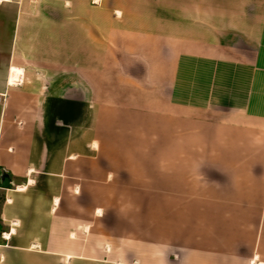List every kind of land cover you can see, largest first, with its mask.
Wrapping results in <instances>:
<instances>
[{
    "label": "crops",
    "instance_id": "1",
    "mask_svg": "<svg viewBox=\"0 0 264 264\" xmlns=\"http://www.w3.org/2000/svg\"><path fill=\"white\" fill-rule=\"evenodd\" d=\"M5 8L0 264H264V0Z\"/></svg>",
    "mask_w": 264,
    "mask_h": 264
},
{
    "label": "rangeland",
    "instance_id": "2",
    "mask_svg": "<svg viewBox=\"0 0 264 264\" xmlns=\"http://www.w3.org/2000/svg\"><path fill=\"white\" fill-rule=\"evenodd\" d=\"M1 10V9H0ZM12 10L5 8L0 11V84L6 83L9 76V53H10V25L12 21ZM187 194L178 193H151L143 192L137 194H131V201H143L147 204L154 205V208L147 209H131V219L148 216L153 217L157 215L164 219L168 217H185L187 213L186 209V196ZM197 197V193L194 194ZM201 195V194H200ZM2 201V198H0ZM139 241L131 242V249H136ZM147 243V242H146ZM106 246L104 241V247Z\"/></svg>",
    "mask_w": 264,
    "mask_h": 264
},
{
    "label": "bare ground",
    "instance_id": "3",
    "mask_svg": "<svg viewBox=\"0 0 264 264\" xmlns=\"http://www.w3.org/2000/svg\"><path fill=\"white\" fill-rule=\"evenodd\" d=\"M12 69V68H11ZM10 69V70H11ZM22 76V71L16 68H13L10 72H9V76H8V84L10 86H14L15 82L18 81L20 79V77ZM22 78V77H21ZM23 81V80H22Z\"/></svg>",
    "mask_w": 264,
    "mask_h": 264
},
{
    "label": "water",
    "instance_id": "4",
    "mask_svg": "<svg viewBox=\"0 0 264 264\" xmlns=\"http://www.w3.org/2000/svg\"><path fill=\"white\" fill-rule=\"evenodd\" d=\"M10 185V179L8 176H5L2 182V189H8Z\"/></svg>",
    "mask_w": 264,
    "mask_h": 264
},
{
    "label": "built area",
    "instance_id": "5",
    "mask_svg": "<svg viewBox=\"0 0 264 264\" xmlns=\"http://www.w3.org/2000/svg\"><path fill=\"white\" fill-rule=\"evenodd\" d=\"M18 84H21L20 79H19L18 81L15 82V85H18ZM4 98H5V96H3V95L0 96V102H1V100L4 99Z\"/></svg>",
    "mask_w": 264,
    "mask_h": 264
}]
</instances>
